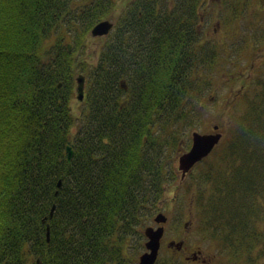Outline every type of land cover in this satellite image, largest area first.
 <instances>
[{"label": "trees", "instance_id": "1", "mask_svg": "<svg viewBox=\"0 0 264 264\" xmlns=\"http://www.w3.org/2000/svg\"><path fill=\"white\" fill-rule=\"evenodd\" d=\"M97 1L0 0V264H127L143 207L162 206L172 182L184 192L196 185L188 212H198L197 228L227 256L239 239L253 241L251 255L264 259V107L255 114L250 100L253 91L264 97V81L254 88L248 79L230 97L229 104H246L222 154L215 145L180 183L178 162L175 168L167 153L189 148L190 141L178 143L196 123L192 98L209 87L225 56L196 30L194 11L204 0H191L192 13L181 11L187 0L173 17L146 15L130 26L137 33L150 26L147 48L133 38L127 50L117 23L90 64L79 50L98 21L79 16ZM78 72L86 84L76 113ZM166 249L154 264H187Z\"/></svg>", "mask_w": 264, "mask_h": 264}, {"label": "rangeland", "instance_id": "2", "mask_svg": "<svg viewBox=\"0 0 264 264\" xmlns=\"http://www.w3.org/2000/svg\"><path fill=\"white\" fill-rule=\"evenodd\" d=\"M204 1L209 8V12L206 15L207 34L203 35V40L208 43L215 42V44L219 45L221 49L224 50L225 56L217 61L214 74L208 75L211 82L209 87L203 94L192 98L197 110L196 123L193 127L183 130L182 134H180L178 145L185 141H191V133L193 131L211 132L213 131L212 126L218 124L220 126L219 130L222 132V138L217 144L216 151L219 152L221 150L222 154V147L225 146L224 142H226L232 134L233 126L246 104L245 100L240 98L228 105L230 97L236 94V92L239 94L242 85H244V87L246 85L249 86L247 76L249 64L252 59L251 45L254 39L257 45V39L260 40L264 36V29L260 30V28L264 26V15L258 13V9L256 8L257 5L252 2L264 0ZM122 3L123 0H120V4L115 1L114 7L111 10V15L113 16L112 20H116L123 13ZM224 8L230 11L228 24L222 22L223 17L225 18ZM216 21L219 22L217 25ZM254 28L256 30H254ZM254 32L260 36L256 35L253 37ZM108 39L91 37L89 34L88 38L84 41V46L79 52L83 50V57H85L89 63L94 64L99 51L103 48V45ZM88 55L94 56L92 58ZM79 56L82 55L79 53ZM79 64H82V62ZM221 69H224L225 72H221ZM229 77L230 79H225ZM121 86L125 87L124 80H121ZM247 90L251 92L249 88H246V92ZM73 100V105L78 108L76 113H78L80 106L77 103L79 101L75 96ZM253 125H258V121L253 119ZM168 155H170L173 166L177 168L178 156L180 154L168 152L167 160ZM216 157L217 154L215 155V153H212L209 159L214 161ZM140 165L144 170L147 168V166L142 163ZM197 167L191 168V170L183 176L182 170L178 167L180 183L184 181L188 174L190 176L197 174ZM174 183L175 182H172L166 185V191L162 199L163 202L161 201L162 206L155 209L148 203V208L143 207L142 211L146 213L143 219L140 218V221L134 224L135 230L131 233L124 255L125 262L127 264H135V260L144 250V241L146 238L143 234V228L148 224L155 225L153 217L156 213L163 212L168 217V221L165 224L162 243L159 249L158 257L160 259L167 257L168 250L166 246L170 240L182 239L186 250L184 253H177V255H174L176 256L175 260H181L182 258L180 256L186 254L190 249L200 247L203 249L206 256L212 255L216 258L214 260L216 263L214 264H232L231 259H229L227 253L222 250L220 244L216 240L205 237L200 232L199 228H197L196 222L199 220L198 212L195 209L188 212L190 206L188 195L190 196L192 194L191 191L196 189V185L191 187V191L188 190L184 192L180 185H177L175 188ZM188 185L189 179L187 178L185 186L187 187ZM263 195L264 193L262 196ZM240 229H243V227H240Z\"/></svg>", "mask_w": 264, "mask_h": 264}, {"label": "flooded vegetation", "instance_id": "3", "mask_svg": "<svg viewBox=\"0 0 264 264\" xmlns=\"http://www.w3.org/2000/svg\"><path fill=\"white\" fill-rule=\"evenodd\" d=\"M96 1V0H95ZM118 2L120 4V0H98L92 6L91 11L87 14L84 13L82 16H79L80 21L89 20L90 21H100L103 19H108L113 23L112 29H114L106 35L97 38H105L108 39L114 35L117 30L116 24L120 23L119 27L121 30V37L123 39V44L126 46L127 50L131 47V40L133 38H137V46L141 49L148 47V40L151 38V32H146L150 26H147L146 30H143L141 33H137L134 31V28L137 24L143 20L146 15H152L153 19L165 20L167 17H173L174 11L176 7H181L182 3H186L187 0H123L122 7L123 13L116 20H112L111 10L114 7V3ZM257 5V7H264V1H254L252 2ZM251 3V4H252ZM251 6V5H250ZM256 7V8H257ZM261 9H258V12ZM264 11V10H263ZM197 14L196 21V30L201 38H203L204 34H207V13L209 12V8L206 6V2H199V7H197L194 11ZM167 14V15H165ZM147 18V17H145ZM219 22L216 21V25ZM133 26V27H130ZM257 29V27H256ZM254 28V30H256ZM264 26L260 28L263 30ZM257 34L253 33V37ZM260 36V35H257ZM252 49V59L249 64V72L247 78L249 79L251 85L256 88L260 86V83L264 81V36L262 39H257V45L255 43V39L251 45ZM94 55H90L93 58ZM82 62V60H79ZM91 64V63H90ZM229 79V78H228ZM261 91V90H260ZM260 91H253L252 96H250L251 102H253V109L255 114L262 115L259 111L264 107V97L259 96ZM234 98L237 97V93L233 95ZM191 144V141H190ZM190 147V145H189ZM187 150V149H186ZM184 150V151H186ZM183 151V152H184ZM182 152V153H183ZM181 153V154H182ZM180 154V155H181ZM179 173V170L177 169ZM210 239V238H209ZM253 241L250 240H239L237 239L235 242L236 250L233 256H228L231 259L232 264H264V259H257L254 255H251L252 246L250 245ZM241 244H248V249L241 248ZM186 247L183 242V246L180 250H176V253H184ZM245 255V257H242ZM184 258L187 264H214L216 263L214 260L216 259L214 256H206L204 254L203 249L200 247H194L190 249L186 254L180 256Z\"/></svg>", "mask_w": 264, "mask_h": 264}, {"label": "water", "instance_id": "4", "mask_svg": "<svg viewBox=\"0 0 264 264\" xmlns=\"http://www.w3.org/2000/svg\"><path fill=\"white\" fill-rule=\"evenodd\" d=\"M112 27V22L109 20H101L97 22L91 29V35L92 36H102L106 35L110 28ZM68 49L70 50V44H67ZM75 81V97L77 100L81 101L84 96V88H85V76L82 73H78L74 77ZM215 128L217 125L214 126ZM221 137L220 132H210V133H200L198 131L192 132V143L188 150L183 152L179 156V168L182 170V176L184 173L198 160H200L202 157L207 155L213 146L219 141ZM67 157L68 159L71 158L72 150L70 146L68 145L67 148ZM60 181H58V186L60 185ZM54 209V205L51 206V209L49 211V217L52 216ZM46 219V217H45ZM154 221L156 223L165 222L166 216L159 212L155 215ZM164 232L163 225H159L157 227L147 225L143 228L144 236L146 237V241L144 243L146 250L143 251L139 257L137 264H154L157 255L158 250L160 247V240ZM49 235V228L47 226L46 230V236L48 239ZM168 246H176L177 249H180L182 246V240L174 241L171 240L168 242Z\"/></svg>", "mask_w": 264, "mask_h": 264}, {"label": "bare ground", "instance_id": "5", "mask_svg": "<svg viewBox=\"0 0 264 264\" xmlns=\"http://www.w3.org/2000/svg\"><path fill=\"white\" fill-rule=\"evenodd\" d=\"M193 8H194V6L191 5V0H188L187 5H184V6L181 7V11L188 14V13H192ZM229 47H230V45H229ZM232 70H233V68H232ZM234 70H235V67H234ZM53 205H54V208H55V204L54 203L51 206H53Z\"/></svg>", "mask_w": 264, "mask_h": 264}]
</instances>
